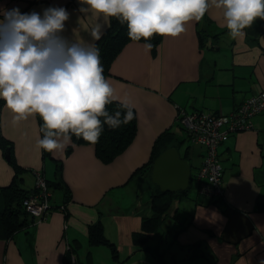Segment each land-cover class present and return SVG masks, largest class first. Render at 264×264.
<instances>
[{"label":"crops","instance_id":"1","mask_svg":"<svg viewBox=\"0 0 264 264\" xmlns=\"http://www.w3.org/2000/svg\"><path fill=\"white\" fill-rule=\"evenodd\" d=\"M30 1L0 0V8L39 12L49 6H63L71 14L64 35L76 42L95 43L90 29L96 18L81 15L77 0ZM109 21L110 18L100 23L106 29ZM185 27L186 31L177 38L162 37L156 56L144 46L135 49L138 44H132L134 41L122 47L106 78L118 100L127 96L134 105V139L108 163L97 158L93 144L75 145L68 155L64 151L52 152L54 158L63 161V179L71 190L66 204L68 218L64 219L59 209H52L40 222L28 215L27 226L9 237L0 225V264H64L65 246L77 248L75 241L80 246L88 244L87 226L98 216L101 218L106 206L124 211L125 229L117 238H111L115 243L122 241V234L129 232L127 225L140 224L138 214L129 218L128 214L137 212V208L150 212V183L143 172L132 176L133 171L148 159L154 139L163 130L172 128L181 137V132L173 128L181 127L178 112L228 114L264 87V20L257 19L246 28L244 37L232 38L222 10L213 6L201 21L189 22ZM198 28L206 32L203 47L198 43ZM216 33L217 37H213ZM166 57L168 69L164 73L162 63ZM41 124L39 117H30L14 126L11 114L1 106V133L11 141L12 153L26 169L24 173L31 176L33 184L28 189L34 187V171L48 178L50 159L42 157L36 143L38 134L41 137ZM186 136L189 143H194ZM217 152L224 187L220 205L209 201L208 195L195 196L190 221L178 238L187 242L182 240L186 233L188 242H197L207 253L189 264H264V110L253 117L251 128L230 132ZM203 153L202 146L193 159L195 164L202 160ZM12 176L13 169L0 146V186L8 185ZM62 198L55 197V203H62ZM2 206L0 194V210ZM75 252V263L81 264ZM87 260L97 264L92 258Z\"/></svg>","mask_w":264,"mask_h":264},{"label":"clouds","instance_id":"2","mask_svg":"<svg viewBox=\"0 0 264 264\" xmlns=\"http://www.w3.org/2000/svg\"><path fill=\"white\" fill-rule=\"evenodd\" d=\"M81 15H94L90 29L99 40L109 18L126 24L128 38L150 42L156 35L177 38L189 22H199L211 7L221 9L232 38H242L257 19L264 20V0H77ZM70 13L63 6L21 12L0 8V101L15 126L30 117L42 122L37 145L52 153L64 151L72 137L95 145L106 124L111 129L134 119V105L104 76L94 43L64 35ZM118 102L126 111L110 114ZM33 218V217H32ZM34 220V219H33Z\"/></svg>","mask_w":264,"mask_h":264},{"label":"trees","instance_id":"3","mask_svg":"<svg viewBox=\"0 0 264 264\" xmlns=\"http://www.w3.org/2000/svg\"><path fill=\"white\" fill-rule=\"evenodd\" d=\"M199 46H204V36L206 35L205 30L198 28L196 30ZM219 33L213 34V37H217ZM162 36L156 35L150 41L153 44L151 53L154 56L156 54L157 46L160 44ZM130 39L127 35L126 24L120 23L115 18H110L109 24L104 30L99 40L95 41L96 47L100 51L101 62L104 67V76L109 74V69L112 61L115 59L117 54L120 52L122 47L129 42ZM140 41L145 42L143 39ZM3 101H0V111ZM107 110L110 114L119 110L121 112V119L126 109L122 108L118 102H113L107 105ZM134 119L127 124H121L116 129L109 128L106 124L104 125L103 131L100 135L99 142L94 145V152L97 158L103 163L111 162L118 154H120L128 145L132 142L137 131V115L136 110L133 107ZM178 120V118H177ZM179 122V121H178ZM180 124V123H179ZM182 127V126H181ZM183 128V127H182ZM43 133H41V138ZM187 137V136H186ZM184 137H177V133L172 128L163 130L154 139L148 159L138 166L134 171L136 173H144L150 183V214H143L140 216L139 229L133 230L131 233V247L127 253V257L131 255L134 261L139 255L149 253L156 264H180V263H193L196 258L200 256H207L205 250L196 246V243L180 242L178 235L180 232L185 230L186 225L190 221L187 220H175L179 226L175 227V222L171 226H167L164 232V236H160L155 242H152L154 233L158 230V227L168 219V217H175L176 214L170 213L169 208L175 199L184 195L186 190L180 191H161L159 187L151 181L150 173L152 163L155 157L160 154L164 149L170 146H174L179 149V145L183 142ZM79 144H90L83 139H78L75 136L72 137V143L64 150L65 154L68 155L73 149V146ZM0 146L2 151L8 149L10 158L8 162L13 169V176L11 181L6 186H0V194L3 197V206L0 210V225L6 236H11L15 231L24 229L27 226L28 212L22 207V199L27 195L28 192L34 190L28 189L22 186L23 173L26 169L18 164L13 153L12 143L10 140L5 138L1 133L0 126ZM179 151V150H178ZM182 157L187 158L189 161V145H187L180 154ZM42 157L50 159L54 164L53 178H45L48 187L52 191L55 189L61 190L62 203L64 209V219L68 218V212L66 210V204L71 198V190L63 179V161L56 159L52 156V153L42 150ZM191 165V162H190ZM192 174V171H191ZM149 185V184H148ZM223 195H217L209 197L211 202H218ZM60 204L52 201L49 206L52 209H57ZM188 216H191L189 212ZM32 218V216H31ZM33 219V218H32ZM182 221V222H181ZM106 234L104 223L98 216L95 221L91 222L87 226V239L90 246H107L111 255L114 259L118 258V247L112 240L114 237H110ZM112 238V239H111ZM77 246L78 245V241ZM174 242L180 246V250H185L186 253L181 260L175 258L170 259L166 256V253L172 250ZM162 244V245H161ZM76 251L75 246H68L64 250V264H73L72 256ZM128 259V258H127ZM140 259V258H139ZM131 260V261H132ZM131 261L129 263H131Z\"/></svg>","mask_w":264,"mask_h":264},{"label":"built area","instance_id":"4","mask_svg":"<svg viewBox=\"0 0 264 264\" xmlns=\"http://www.w3.org/2000/svg\"><path fill=\"white\" fill-rule=\"evenodd\" d=\"M263 110L264 87H260L255 94L246 98L228 114L204 110L178 112V121L186 130L189 139L204 147L202 161L194 172L199 195L206 194L209 197L223 195L222 165L217 148L230 132L251 128L253 117ZM52 192L44 176L34 171V190L27 193L21 205L35 222L45 219L51 211L49 203L54 201L51 199ZM57 209L63 210L64 205L60 204Z\"/></svg>","mask_w":264,"mask_h":264},{"label":"rangeland","instance_id":"5","mask_svg":"<svg viewBox=\"0 0 264 264\" xmlns=\"http://www.w3.org/2000/svg\"><path fill=\"white\" fill-rule=\"evenodd\" d=\"M37 1H39V0H31L30 2L37 3ZM130 41H132V40H130ZM144 43L145 42H143V41H138V42L134 41L132 44H138V46H135V49H139V48L143 47ZM156 54H157V50H156ZM156 54L154 56H156ZM162 69H163L164 73L168 69L167 57L162 63ZM173 128L177 131H180L181 137H184L183 138L184 144L181 143L179 145L180 151L182 152L184 147L189 145V159L191 162V171H193L195 166L198 167L199 164L201 163L200 161H202L201 159H199L197 161V164H195L193 161V159L198 154V150L202 149V146L194 144V143H189L188 140L186 139L187 132L184 128H181L178 125H175ZM219 147H220V145H219ZM219 147H218V150H219ZM47 162H48L49 167H48V170L46 172V177L53 178L52 174H53V170H54V164L50 160H47ZM30 177L31 176H30L29 172H25L23 174V178H24V181L22 183L23 187L28 188V187L32 186L33 181H32V179H30ZM196 185H197L196 179H194V178L190 179L189 185H188V188H187L185 194L180 196L178 199H175L172 202V204L169 208V211L171 210L170 213H174L176 215H175V217H172V216L168 217V219L166 221H164V223L158 227V230L153 235L152 242H155L160 236H164V232H165V229L167 228V226L173 225L175 220H179V221L180 220H182V221L187 220V219H184V217L188 218V214H189V212L192 208V205L194 203V198H195V196L199 195V194H197L198 185L197 186ZM124 189H126V187H124ZM141 190L142 189L140 188L139 192H141ZM52 193H53V195H52L51 199L55 201V197L57 200H59L60 197L62 196L63 192L61 190L59 191L58 189H55ZM140 195L142 196V193H140ZM132 196H135V195L133 194ZM200 196H207V195L204 194V195H200ZM207 197H209V196H207ZM103 210L105 211V213L103 215H101V220L104 223V228H105L106 234H111L112 237L117 238L115 236H117L119 231H121L122 229H125L124 228L125 227V225H124L125 217L123 214L124 211H120L115 206H106V207H104ZM145 213L150 214V212H146L143 208L140 211H139V208H137V212L131 211L127 217L129 218V217L133 216L134 214H138L139 216H141L142 214H145ZM130 226H132V225H127V228L129 230L128 234L127 235L122 234L123 240L116 242V245L118 247V258L117 259H114L112 257L111 251L107 246H104V245L90 246L89 244H87V242H85L81 246L79 245L76 248L75 254L77 255V260H79L81 262V264H86V261L88 264H92L91 261L87 260L88 258H92L97 264H126V262H130L132 260L131 255H129L128 257L126 255L130 251L129 245L131 246V233L133 230L139 229L140 224L138 227H130ZM177 226H179V225H178V223L175 222V227H177ZM178 237H181V233H179ZM188 239H189L188 235L186 233H184V235L182 236V240L188 242ZM180 242H182V241H180ZM128 243H129V245H128ZM196 244H197V242H196ZM66 247H68V246H65V248ZM169 252H171V253H166V256H168L170 259L175 258L178 261L181 260V258L186 253L185 250H180V246H178L175 242L173 244L172 250H170ZM75 260L76 259H75V255H74V256H72V263L73 264H76ZM132 264H156V262L152 259L151 255L149 253H145V254L139 255L133 261ZM180 264H182V263H180ZM183 264H186V262Z\"/></svg>","mask_w":264,"mask_h":264},{"label":"water","instance_id":"6","mask_svg":"<svg viewBox=\"0 0 264 264\" xmlns=\"http://www.w3.org/2000/svg\"><path fill=\"white\" fill-rule=\"evenodd\" d=\"M4 157L6 160L10 158L8 149L4 150ZM150 178L161 191L183 192L194 175L189 160L182 157L176 147L170 146L153 160Z\"/></svg>","mask_w":264,"mask_h":264}]
</instances>
